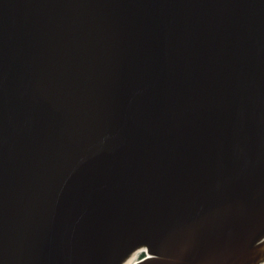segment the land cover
Returning <instances> with one entry per match:
<instances>
[{"label": "water", "instance_id": "1", "mask_svg": "<svg viewBox=\"0 0 264 264\" xmlns=\"http://www.w3.org/2000/svg\"><path fill=\"white\" fill-rule=\"evenodd\" d=\"M264 263V0H0V264Z\"/></svg>", "mask_w": 264, "mask_h": 264}, {"label": "bare ground", "instance_id": "2", "mask_svg": "<svg viewBox=\"0 0 264 264\" xmlns=\"http://www.w3.org/2000/svg\"><path fill=\"white\" fill-rule=\"evenodd\" d=\"M139 251H140L139 248L136 249L135 251H133L126 259H124L122 264H135L136 261L138 260L139 256H140V255H138ZM137 262H139V261H137Z\"/></svg>", "mask_w": 264, "mask_h": 264}]
</instances>
